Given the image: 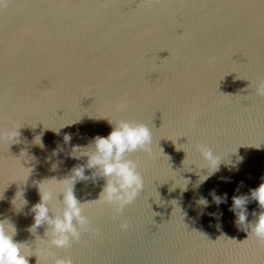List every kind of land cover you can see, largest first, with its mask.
I'll return each mask as SVG.
<instances>
[{
    "label": "water",
    "instance_id": "obj_1",
    "mask_svg": "<svg viewBox=\"0 0 264 264\" xmlns=\"http://www.w3.org/2000/svg\"><path fill=\"white\" fill-rule=\"evenodd\" d=\"M261 79L264 0H7L0 221L16 229L28 264H264V246L233 210V197L244 196L248 225L264 212L251 197L264 182ZM120 120L152 132L151 154H127L143 190L114 218L113 205L95 201L105 179L85 167L73 194L99 231H82L68 248L50 245L46 224L30 232L39 188L58 214L59 192L76 179L66 178L87 163L73 148L106 137ZM197 145L213 150L217 171L209 174L214 166Z\"/></svg>",
    "mask_w": 264,
    "mask_h": 264
},
{
    "label": "clouds",
    "instance_id": "obj_2",
    "mask_svg": "<svg viewBox=\"0 0 264 264\" xmlns=\"http://www.w3.org/2000/svg\"><path fill=\"white\" fill-rule=\"evenodd\" d=\"M7 0H0V7L6 6ZM215 57H209V63L214 62ZM257 96L264 97V79L259 80L255 85ZM126 101H120L117 104V110H124ZM110 123H113L109 121ZM17 133V129H15ZM17 135L11 136V138ZM65 141H70L71 136L65 135ZM40 142V141H39ZM152 132L150 128L142 122H133L120 120L114 123V127L106 137L97 136L87 147H74L71 155L79 158L87 157V163L83 166H77L72 170L71 186L62 193V208L57 214L49 205L51 194L49 192H40V202L33 205L31 211L34 213V223L29 231L36 232L37 227L42 224L48 226L47 233H50L48 242L55 248H68L73 241H79L82 231L98 232V229H90V220L83 215L81 205L73 194V184L77 179H85L84 168L95 169L96 175L105 179L103 190L99 198L95 201L107 203L114 206L116 216L122 214L124 206L131 204L138 194L143 190V178L137 170L135 161L128 158L127 154L143 151L148 154L152 152ZM84 150V151H81ZM179 150V149H178ZM203 160L212 164L214 173L218 170V160L216 154L206 145H197ZM242 160V158H241ZM207 179V177H204ZM202 179V180H204ZM251 197L255 199L259 206L264 209V182L255 190L251 191ZM0 197V199H2ZM217 203L225 202V198L215 197ZM26 203V201H24ZM248 198L244 196L233 197V210L239 209L236 213L237 224L250 227L251 233L257 241L264 246V212H261L256 221L251 225L246 223L245 205ZM7 220L0 221V264H28L27 256L22 250V243L14 241L13 236L16 229ZM79 226V227H78ZM128 223L121 222L122 230H127ZM55 257L54 253H49ZM38 262V261H37ZM47 264V262H45ZM51 264H73L70 257L52 259Z\"/></svg>",
    "mask_w": 264,
    "mask_h": 264
}]
</instances>
